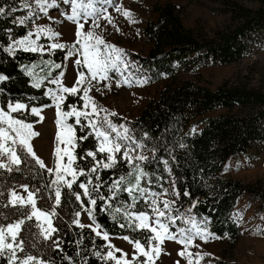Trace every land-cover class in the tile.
<instances>
[{
	"label": "trees",
	"instance_id": "obj_1",
	"mask_svg": "<svg viewBox=\"0 0 264 264\" xmlns=\"http://www.w3.org/2000/svg\"><path fill=\"white\" fill-rule=\"evenodd\" d=\"M247 1L254 0H222L220 7L227 15V20L208 34L183 27L178 11L172 4L154 6V19L147 20L143 27V36L150 41L151 48L145 57L133 53L135 62L170 79L178 71L189 70L193 64H203L207 60L223 65L234 64L248 53L250 45L257 40L256 35L264 30V0L256 1L255 6H246L244 3ZM32 2L35 0H0V7L4 8V13L0 14V75L5 77L0 81V109L7 112L9 104H24L25 109L11 115L25 122L37 120L30 113L33 107L42 108L52 103L47 93L54 89L53 81L62 72L67 53L60 49L43 53L25 51L15 43L29 34V24L37 16L33 13L25 24L19 23L20 19L29 17L30 8L25 7V4L31 5ZM13 8L16 11H12ZM54 64H60L61 67L55 68ZM246 79L247 76L235 78L233 82L223 80L213 90L189 81L169 84L149 99L135 119L129 121L116 116L108 117L113 124L124 125L128 129L127 135L145 146L142 150L148 159L135 161L145 173L140 186L149 192H159L166 176H171L176 190L171 214L177 216L182 213V218L185 213L201 217L207 221L206 227L210 233L231 241L237 235L231 212L239 194L247 193L256 197L264 208V188L260 182L249 183L218 176L223 162L229 156H248L250 151L264 144V88L252 85ZM36 82H40V88L33 86ZM63 95L65 99L60 105L62 111H70L72 106L83 110L79 93ZM216 110L223 112L214 117H203L207 112ZM193 120L201 126L190 133L188 128ZM67 123L74 127L77 137H88L77 141L73 152L77 157L73 167L78 173L83 170L84 175H77L71 189L63 183L53 184L55 172H45L30 159L34 166H24L22 159L19 166L11 165L15 172L0 175V184L12 181V186L19 184L30 188L36 193L39 209L56 213L50 217L52 225L58 229L52 239L61 242L60 248L57 249L51 241L43 240L39 235V222L26 220L20 233L25 251L18 252V256L24 258L33 255L44 264H70V261L71 264H111L110 260L102 261L94 254L96 251L106 254V242L91 228H80L73 223L75 213L82 208L81 201L83 208L92 209L94 224H98L110 238L128 236L146 242V237L151 233L146 229L133 230V227L127 226L124 212L153 213L149 201L145 202L147 197L142 198L139 192H134L136 201L133 203L132 196L123 190L135 184L134 177L138 172H134L133 166L122 158H118L112 168L101 166L97 172L89 173L88 170L96 161L91 157H80L86 151L96 150V139L90 128L82 127L87 124L83 118L81 124L76 123L74 116L69 117ZM96 158L105 160L106 156L97 153ZM0 163L8 165L9 161L0 157ZM51 166L53 168V159ZM129 173L133 175L129 176ZM67 177L68 180L72 179L71 176ZM121 177L125 179L120 183L119 190H113V195L110 189ZM89 179L92 180L91 184L88 183ZM80 183L88 185L91 196L97 198L95 206L83 195ZM96 185H100L98 191H92ZM57 187L61 190L58 206L55 205ZM73 193H79L81 201H77ZM99 196H112L106 211L101 210L105 207V201L98 199ZM116 209L121 211L116 212ZM162 222L168 223L166 219H162ZM121 224L126 226L121 228ZM187 226L184 219H177L175 226L169 225V230L174 232L177 228ZM225 257L226 254L216 259L214 264H227ZM0 264H7L6 259L0 257Z\"/></svg>",
	"mask_w": 264,
	"mask_h": 264
},
{
	"label": "rangeland",
	"instance_id": "obj_2",
	"mask_svg": "<svg viewBox=\"0 0 264 264\" xmlns=\"http://www.w3.org/2000/svg\"><path fill=\"white\" fill-rule=\"evenodd\" d=\"M221 1L222 0H116L124 9L130 10L133 13L134 19L139 22L128 23L122 15L115 12L111 7L108 8V14L113 17L114 23L120 31L117 32L116 29L106 21H100L102 27L96 29V31L101 33L109 44L123 50V59L127 67L125 64H121L120 72H109V76L112 77L110 89L103 87V83L108 82H103L101 85H98L101 91H96L93 87L89 95L94 98L95 103L99 107L107 109L108 112L117 113L116 117L130 121L136 118L149 99L161 91L164 86L180 81L193 82L198 86L213 90L217 88L223 80H231L233 82L235 78H244L247 76L246 80L250 82V84L262 86L264 88V30L256 35L257 40L250 45L248 53L240 60L234 62V64L223 65L207 60L203 64H193L189 70L178 71L171 79L164 74L158 75L157 73L151 72L149 68L139 66L134 60L133 53L145 57L148 55L147 53L151 48L150 41L146 40L143 36V27L147 20L154 19V6H161L165 3L172 4L178 11V17L183 27L187 29L192 28L208 34L225 24L227 20V15L220 7ZM256 1L258 0H254L253 2L247 1L244 4L246 6H255ZM56 3L58 7L48 9L46 15L39 11L35 2L31 3L29 11L32 12L35 10L33 13L37 16L32 23L29 24L30 32H32L33 35L29 36L28 34L26 37L35 40L38 49L37 52L43 53L51 50L49 45L52 43H64L66 45L75 44V25L68 21L65 16L61 15L63 12H67L69 15L71 14L70 5H65L63 0H56ZM49 17H51V19H49ZM38 26L51 28L53 32L59 33L60 35L58 37L49 38V36L41 33L39 34V39H37L36 33ZM90 27L91 21L86 25V30H90ZM23 39H25V37L21 40ZM76 47L79 48V45H76ZM77 58L79 57L74 55L70 59H65L61 70L64 75H58L57 77L65 87L74 85L79 71H83L87 74L86 68L77 66L74 63ZM248 73L250 74L248 75ZM125 78L131 83L130 87L124 84L123 81ZM143 80H146L147 83L142 85L137 84V81ZM116 81L121 82V87L117 88L115 86ZM54 84L55 87L52 91L58 89V85L56 83ZM82 96L83 92L81 91L79 93L80 99ZM83 104L84 101L82 100V108ZM42 109L41 115L44 117L43 122L37 123L36 120L35 122L28 123H32L33 131L39 133V135L33 137L30 142L36 156L45 163V169H47L52 168L53 151L56 147L55 136L57 125L55 121L57 116L53 101L49 106L42 107ZM83 110L90 111V109ZM222 112L223 110L207 112L203 117H214L218 114H222ZM105 115L106 113L101 112L98 117H92V119H102ZM200 126V123H195V120H193L189 124L188 131L193 133L198 130ZM4 127H7V125H4ZM117 129L123 132V129L119 128V126H117ZM92 134L96 139L98 147L99 140L94 133ZM111 135L114 137L116 133H112ZM120 142L125 143V141ZM52 145V153H50ZM60 147L63 148L64 145H60ZM144 153L142 149H137L134 155H144ZM20 155L23 159L24 166L31 167L34 163L36 167L39 166L36 164L35 160L27 156L23 151H20ZM49 155H51V157ZM3 159L8 161L7 156H4ZM29 159L34 163L32 164ZM63 163H67L66 156L64 157ZM222 167V171L218 174L219 177H227L249 183L260 182V185L264 188V144L250 151L248 156L242 154H237V156L234 157L229 156L223 162ZM11 169V171H9L8 168L0 170V175L1 173L8 175L10 172H15L13 171V167H11ZM44 171L48 172L47 170ZM65 179L68 180V177L65 176ZM164 183L161 190L155 192L160 194L155 197L160 207H163L162 203H160L161 201L168 200L173 202L176 199L175 184L171 176L167 175L164 179ZM24 188V185L20 186L19 184L12 186V181L0 184V225L6 226L8 223L19 220L21 217L24 218L23 213L25 211H30V206L25 209L21 208L19 205L12 207L8 204V200L11 198L10 193L12 192H15L18 196L27 198V192ZM28 190L31 191L30 188H28ZM152 193L154 192L152 191ZM147 198L149 201V208L151 209V200L153 198ZM36 202L38 203V201ZM41 210L43 209L41 208ZM79 212L80 224L86 225L88 228L96 226L89 218L88 211L85 208L82 207ZM237 213H239V217H237ZM149 216L154 219V214ZM177 216L181 217L182 213L177 214ZM262 217H264V208L261 206L260 201L250 194L241 193L235 199L231 212L233 224H235L237 229L236 239L231 241L227 237H221L218 239H210L207 243L197 239L194 241V244L198 245V247H191L189 251L192 253L209 254L200 260V264H214L216 259H221L225 254L226 257L224 259L227 264H264V219H262ZM183 218L184 222L187 218H193L201 228L205 227V220L201 217H195L190 213H185ZM33 220L47 228V224L43 218L37 220L33 217ZM187 224L189 226L182 228H192L191 223ZM176 230L174 232H176ZM193 231H195L194 228ZM104 242H106V244L111 243L116 249H121L123 252L128 253V258L131 259L133 245L126 240L109 237V240H104ZM162 247L165 249V253L168 254L162 253L160 258L156 260V264H175L177 260L180 261V264H187V260L177 255V252L182 249L181 245L173 241H165ZM109 250L110 249H108V251ZM114 255L120 257L121 253L114 252ZM142 258L144 259V257ZM110 263L115 264V261L110 260ZM193 264H195V258Z\"/></svg>",
	"mask_w": 264,
	"mask_h": 264
},
{
	"label": "snow or ice",
	"instance_id": "obj_3",
	"mask_svg": "<svg viewBox=\"0 0 264 264\" xmlns=\"http://www.w3.org/2000/svg\"><path fill=\"white\" fill-rule=\"evenodd\" d=\"M39 11L45 15L50 8L58 7L56 0H35ZM65 5H70L71 14L67 12L61 13L65 18L72 22L75 25L74 35L76 37L75 44L66 45L64 43H52L49 45L51 50H66L67 55L65 59H70L72 56L76 55L74 63L77 66H82L87 69V74L83 71L77 73L75 83L71 87H65L57 78L53 82L58 85L56 91L49 90L47 93L53 100V104L56 109L57 119L55 121L57 125V132L55 136L56 147L53 151V168H47L46 170L51 174L55 172L56 179L52 181L53 184L63 183L69 189L72 188L73 183L76 181L77 175H84V171L80 170L79 173L76 168L73 167L77 157L73 155L75 148L77 147V141L86 140L88 137L80 136L77 137L74 127L67 123L69 117H75L76 123L81 124V118L87 121L86 125L82 127H88L92 130V133L95 134L96 138L99 140V145L95 151H86L81 159H87L91 157L96 163L88 170L89 173H95L102 166L105 169L112 168L117 163L118 158H122L127 164L133 166V171L138 172L135 175V184L123 189L132 196L133 203L136 201V197L133 195L134 192H139L142 198L152 197L151 200V212L154 214V219L149 216L148 213L139 212H124L125 220L127 221V226L133 227V230H147L152 235L146 237V242H141L140 240H133L128 236L122 237L128 243L133 245V253L131 259L128 258V253L123 252L121 249H116L114 245L108 243L106 247L110 249L106 254H102L100 251H96L94 254L100 258L102 261L112 260L115 261V264H156L161 254L165 253V249L162 247L165 241H173L178 245L182 246V249L177 252V255L187 260V264H193L195 258V264H200V260L204 256L209 255L208 253H192L189 251L191 247H198L194 244V241L199 239L204 243L209 242L210 239H218L214 234L210 233L206 227L207 221H205V227L201 228L200 225L193 219H185V223H191L192 228L184 229L177 228L176 232L169 230V225L175 226L177 219H184L180 216H173L172 205L174 202L164 200L161 201L163 207H160L157 204L155 197L158 193H152L140 186V181L142 176L145 174L140 167V164L135 163V161H145L148 157L142 154H135L137 149H142L145 147L143 144L136 141L134 138L127 135L128 129L124 125H119V128L123 129V132L118 131L117 125L113 124L108 117L116 116L115 112H108L107 109L99 107L94 98L89 95L93 87L96 91H101V88L98 85H101L103 82L104 88H111L112 77L109 76L110 71L120 72V65L125 64L126 62L123 59L124 52L122 49L115 47L112 44H109L103 37L101 33H98L96 29L101 28V20L106 21L109 25L116 29L117 32L120 29L114 23L113 17L108 14V8L111 7L113 10L120 15H122L128 23H138L134 19L133 13L124 9L120 3H117L116 0H63ZM25 7L31 8V5L25 4ZM12 11H16L15 8ZM35 10L29 13V17H25L19 20L21 25L25 24L26 21L30 18ZM4 13V8L0 7V14ZM51 19V17H49ZM91 21L90 30H86V25ZM45 34L49 38L58 37L60 34L52 31L51 28L47 27H37V39H39V34ZM33 35L32 32H29V36ZM21 46L25 51H37V46L35 40H31L28 37H25L23 40H18L15 42ZM79 45V48L76 47ZM14 51V49H9ZM51 63V62H46ZM53 67L60 68V64H54ZM63 76L64 73L59 74ZM5 77L0 75V81L4 80ZM95 82V83H93ZM124 84H127L129 87L131 83L127 78L124 79ZM147 83L146 80L137 81V84L142 85ZM36 88H40V82H36L34 85ZM115 86L121 87V82L116 81ZM83 92L81 99L84 101L83 109H90V111L78 110L75 106L71 107L70 111H62L60 105L64 101L65 96L63 93L70 95H77L80 92ZM47 107V106H46ZM24 104L16 103L15 105L9 104L8 111L0 109V157L7 156L9 161L8 165L0 163V168H8L11 171V165L19 166L22 163V158L20 151H23L27 156L35 160L36 164L40 168L45 169V163L39 159L31 144L33 137L39 135V133L33 131V124L25 122L21 119L14 118L11 114L19 110L25 109ZM43 109L35 108L31 109V114L37 117V123L43 122L44 117L41 115ZM104 112L106 115L102 119H92L91 117H98L99 113ZM3 125H7L4 127ZM116 133L113 137L111 134ZM120 141H125L121 143ZM60 145H64L63 148ZM97 153L105 154V160H97ZM119 154V157H118ZM67 157V163H63L64 157ZM129 176L133 173H129ZM65 176H71V180L65 179ZM99 179V176L96 177ZM125 179L121 177L120 180L113 183L112 189L110 191L119 190L120 183ZM89 184L92 183V180L89 179ZM79 187L83 189V195L89 198V203L93 206L97 203V198L91 196L88 185L80 183ZM100 185H96L92 191H98ZM27 192V198L16 195L15 192L10 193V199L8 204L12 207L19 205L21 208L27 209L30 206V211H25L23 213L24 218L16 220L15 222L8 223L6 226L0 225V257L6 259L7 264H44L43 261L37 259L33 255H26L24 258L18 256V252H24V240L20 238V233L22 231V226L26 223V220H32L35 217L37 220L43 218L47 224V228L42 225H37L40 228L39 235L43 238L44 241H51L57 249L60 248V241L52 239L54 233L58 231L52 225L51 216L56 215L55 211L45 212L39 209L36 205V193L29 191L27 187L24 188ZM77 201H81V195L79 193H73ZM113 195L115 192L113 191ZM178 195V193H177ZM188 195V193H184ZM98 199L105 201V207L102 208V211H106L110 205L108 201L112 199V196L104 197L99 196ZM61 202V190L59 187L55 189V205H59ZM147 203L148 200L146 199ZM81 207H84L83 202L81 201ZM131 207V205H129ZM195 207V205H193ZM89 218L95 223V218L92 213V209H88ZM120 209H116V212H120ZM191 211V209H189ZM239 217V213L236 214ZM76 219L73 221L80 228L88 227L86 225L80 224L79 216L80 212L75 213ZM162 219H166L168 223H163ZM264 219V217H262ZM125 224H121L120 227H125ZM193 228L195 231H193ZM91 231L96 233V235L106 241L109 240V235L106 232H102L100 226L97 224L95 227L91 228ZM114 252H120V257L114 255ZM140 257H144L143 260ZM67 258V257H65ZM71 264V261H70ZM86 264V262H85ZM175 264H180V261L177 260Z\"/></svg>",
	"mask_w": 264,
	"mask_h": 264
},
{
	"label": "crops",
	"instance_id": "obj_4",
	"mask_svg": "<svg viewBox=\"0 0 264 264\" xmlns=\"http://www.w3.org/2000/svg\"><path fill=\"white\" fill-rule=\"evenodd\" d=\"M52 148H53V145L51 146V148H50V153H52ZM50 157H51V155H49ZM31 158V157H30ZM52 159V158H51ZM38 167H40V166H38ZM44 170H46V169H44Z\"/></svg>",
	"mask_w": 264,
	"mask_h": 264
}]
</instances>
